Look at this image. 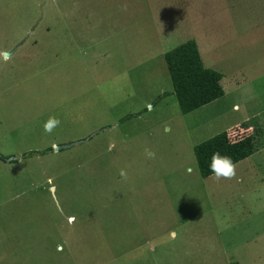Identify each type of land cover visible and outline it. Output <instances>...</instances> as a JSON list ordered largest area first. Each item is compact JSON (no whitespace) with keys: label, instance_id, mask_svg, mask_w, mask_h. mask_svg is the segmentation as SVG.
Returning a JSON list of instances; mask_svg holds the SVG:
<instances>
[{"label":"rangeland","instance_id":"rangeland-1","mask_svg":"<svg viewBox=\"0 0 264 264\" xmlns=\"http://www.w3.org/2000/svg\"><path fill=\"white\" fill-rule=\"evenodd\" d=\"M188 39L241 89L183 114ZM262 107L264 0H0V264H264V149L232 179L193 153Z\"/></svg>","mask_w":264,"mask_h":264},{"label":"trees","instance_id":"trees-1","mask_svg":"<svg viewBox=\"0 0 264 264\" xmlns=\"http://www.w3.org/2000/svg\"><path fill=\"white\" fill-rule=\"evenodd\" d=\"M163 58L170 76L173 92L181 113H189L224 94L221 85L222 73L203 63L198 45L194 39H188L163 54ZM164 95L166 93H163ZM245 129H251L249 145L237 151L230 142L228 131L218 132L193 147L199 173L202 177L214 173L210 170L211 156L219 151L221 155L232 158L233 163L250 156L263 147V133L259 125L252 122L241 124ZM50 149V148H49ZM44 151H34L43 153ZM33 152H29L31 154ZM0 160L16 162L15 158L0 154Z\"/></svg>","mask_w":264,"mask_h":264},{"label":"clouds","instance_id":"clouds-1","mask_svg":"<svg viewBox=\"0 0 264 264\" xmlns=\"http://www.w3.org/2000/svg\"><path fill=\"white\" fill-rule=\"evenodd\" d=\"M60 120L56 117H49V119L44 123V131L51 133L53 129L59 126ZM145 155L150 159H155L156 153L151 149H145ZM210 170L215 174L217 179H232L236 175V165L233 163L232 158L227 155H221L219 151L214 152L211 156ZM120 176L127 180V173L125 170H120Z\"/></svg>","mask_w":264,"mask_h":264},{"label":"crops","instance_id":"crops-1","mask_svg":"<svg viewBox=\"0 0 264 264\" xmlns=\"http://www.w3.org/2000/svg\"><path fill=\"white\" fill-rule=\"evenodd\" d=\"M197 43V42H196ZM225 78V76H224V74H222V78H221V80H223ZM242 82V81H241ZM233 83V82H232ZM234 85H228V88L227 87H224L223 85H222V83H221V85H222V87H223V89H224V94L220 97V98H224V97H226L228 94H229V90L231 91V92H233V93H237L238 92V86H239V89H241L240 87H241V83L239 82V84L237 85V83L235 84V83H233ZM220 98H218V99H220ZM218 99H215V100H218ZM214 100V101H215ZM230 101H232V100H230ZM238 107V105H237V103H233V105H232V108H237ZM259 119H258V121L259 122H262V124H261V128H262V130H263V134H264V124H263V117H262V115H264V107H262L261 108V110L260 111H258V113L257 114H255ZM260 117H262V119H260ZM242 124V123H241ZM238 125V124H237ZM237 125H234L233 127H235V126H237ZM232 127V128H233ZM231 128H229V130H230ZM261 149H264V146L261 148ZM259 151V150H258ZM254 154V153H253ZM253 154H251V155H253ZM250 155V156H251ZM249 157V156H248ZM248 157H246V158H244V159H247ZM244 159H242V160H244ZM241 161V160H240Z\"/></svg>","mask_w":264,"mask_h":264},{"label":"water","instance_id":"water-1","mask_svg":"<svg viewBox=\"0 0 264 264\" xmlns=\"http://www.w3.org/2000/svg\"><path fill=\"white\" fill-rule=\"evenodd\" d=\"M12 52H13V51H11V52H5V53H4V56L7 57V56H9ZM55 148H56V149H59L60 147H59V146H55ZM9 159H11V158H9Z\"/></svg>","mask_w":264,"mask_h":264}]
</instances>
